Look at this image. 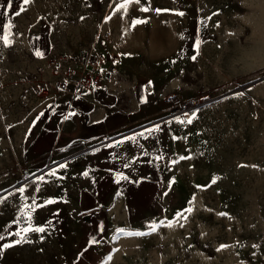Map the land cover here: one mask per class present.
Returning a JSON list of instances; mask_svg holds the SVG:
<instances>
[{
  "label": "rangeland",
  "instance_id": "obj_1",
  "mask_svg": "<svg viewBox=\"0 0 264 264\" xmlns=\"http://www.w3.org/2000/svg\"><path fill=\"white\" fill-rule=\"evenodd\" d=\"M4 36L0 224L43 228L52 241L57 185L33 178L58 176L66 152L94 144L90 114L106 112L105 137L172 129L179 147L177 175L161 185L118 186L117 197L113 182L94 184L97 200L83 195L82 213L108 211L114 223L111 264H264V0H0ZM97 40L124 60L106 88L35 95L52 80L50 56ZM192 100L200 106L182 117Z\"/></svg>",
  "mask_w": 264,
  "mask_h": 264
},
{
  "label": "crops",
  "instance_id": "obj_2",
  "mask_svg": "<svg viewBox=\"0 0 264 264\" xmlns=\"http://www.w3.org/2000/svg\"><path fill=\"white\" fill-rule=\"evenodd\" d=\"M55 94L59 93H52ZM109 117L111 114L106 112H92L88 127L95 132L91 133V141L95 139L96 142L85 146L84 151L80 145L71 155L66 152L57 161L58 176L33 178L39 182L51 180L57 185L52 188L53 192H48L61 201L55 218L58 227L52 231V241L43 240L42 232H31L25 225L0 224V264H99L104 258L106 264L112 263L114 223L108 219V211L104 219L98 211L82 213L83 195L94 197L96 201L94 184L113 182L117 186L114 190L117 197H121L118 186L161 185L163 177L177 175L173 168L178 161L179 147L171 143L172 138H176L172 129L169 135L168 132L161 135L157 130L140 129L115 138L105 137L103 130L111 123ZM81 119L80 116V122ZM146 133H153V138H147ZM141 140L148 143L141 144ZM62 153L60 151L59 155ZM67 201L74 202L72 208ZM87 214H92L89 220H85Z\"/></svg>",
  "mask_w": 264,
  "mask_h": 264
},
{
  "label": "built area",
  "instance_id": "obj_3",
  "mask_svg": "<svg viewBox=\"0 0 264 264\" xmlns=\"http://www.w3.org/2000/svg\"><path fill=\"white\" fill-rule=\"evenodd\" d=\"M99 38L109 41L111 34L99 32L98 40ZM98 40L89 47L81 48L75 54L50 56L46 62V69L52 80L39 82L35 88V95L46 100L53 92L76 96L106 87L113 77L119 75L124 60L118 53H105L99 50L96 47ZM43 71V68L39 69V72ZM199 106V101H188L180 106L179 114L188 118Z\"/></svg>",
  "mask_w": 264,
  "mask_h": 264
},
{
  "label": "snow or ice",
  "instance_id": "obj_4",
  "mask_svg": "<svg viewBox=\"0 0 264 264\" xmlns=\"http://www.w3.org/2000/svg\"><path fill=\"white\" fill-rule=\"evenodd\" d=\"M27 2H28V0H25V3H27ZM145 10H147V9H145ZM181 15H182V13H181ZM0 39H3L5 43H8L9 42L7 36L0 37ZM36 54L37 55H41V53H39V52H37ZM193 58H195V57H193ZM37 231H41L42 232V231H44V229L43 228H40V229H37ZM17 242H19V241H17Z\"/></svg>",
  "mask_w": 264,
  "mask_h": 264
},
{
  "label": "water",
  "instance_id": "obj_5",
  "mask_svg": "<svg viewBox=\"0 0 264 264\" xmlns=\"http://www.w3.org/2000/svg\"><path fill=\"white\" fill-rule=\"evenodd\" d=\"M92 217V214L85 215V220H89Z\"/></svg>",
  "mask_w": 264,
  "mask_h": 264
}]
</instances>
